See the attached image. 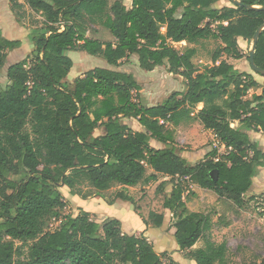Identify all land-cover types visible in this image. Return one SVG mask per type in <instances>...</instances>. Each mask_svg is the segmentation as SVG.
I'll return each instance as SVG.
<instances>
[{
	"label": "trees",
	"instance_id": "trees-1",
	"mask_svg": "<svg viewBox=\"0 0 264 264\" xmlns=\"http://www.w3.org/2000/svg\"><path fill=\"white\" fill-rule=\"evenodd\" d=\"M10 1L17 21L33 31L34 46L30 56L8 67V84H0V264H163L152 242L124 232L118 219L100 222L87 211L60 213L67 205L61 185L79 195L84 184L95 194L122 185L115 199L135 203L126 187L156 179L147 175L148 166L174 182L164 207L176 217L179 248L189 250L197 264H226V242L207 239L204 247L192 249L205 237L210 217L187 207L181 181L188 177L243 206L264 166V151L249 135L264 132V90L247 98L260 82L223 59L244 56L239 38L252 42L264 25V0L221 8L214 7L219 0ZM87 18L102 28H89ZM209 37L222 45L203 71L194 63L195 47L174 45ZM20 44L0 32V69L7 50ZM68 50L100 56L111 68L94 67L70 85ZM132 55L145 70L166 64L184 77L187 89L155 105L142 104L135 97L141 85L119 69ZM254 60L264 69V30ZM123 118H137L146 131L133 130ZM182 119L200 121L230 149H215L190 164L169 128ZM98 127L105 133L95 135ZM151 137L166 147H151ZM53 218L62 221L46 230ZM163 221V213L155 214V226ZM256 264H264V257Z\"/></svg>",
	"mask_w": 264,
	"mask_h": 264
},
{
	"label": "rangeland",
	"instance_id": "rangeland-1",
	"mask_svg": "<svg viewBox=\"0 0 264 264\" xmlns=\"http://www.w3.org/2000/svg\"><path fill=\"white\" fill-rule=\"evenodd\" d=\"M4 0H0V7H2V3ZM115 0H109L110 5ZM127 5H130L132 0H123ZM223 6H235L234 0H219L214 3V7L221 8ZM26 26V25H24ZM87 26L91 29H101L100 21H92L87 18ZM27 27V26H26ZM28 28V27H27ZM213 28H216V25H213ZM30 30V29H29ZM31 34L33 33L30 30ZM30 37V35H28ZM10 40H19L22 39L24 41V45L16 50H7L6 60L4 63V67L0 69V84L5 86L6 84V74L5 68L10 64L11 61L19 59L23 56L26 50H32L31 46L26 45L27 40V31L19 30L13 35H9ZM240 47L244 52V56L241 59H234L231 57L226 58L227 61L236 65L238 71L240 72H249L255 76V78L260 82V87L256 89H251L248 91L247 98H252L254 94H261L264 90V75L256 73L251 65L249 60L250 51L252 50V42L244 41L243 38H240L239 41ZM175 47L180 50H184L187 46L195 47L197 52L194 56V63L196 67L203 71L207 66L213 64V53L216 49H218L222 43L221 40L209 37L206 39H201L196 43H187L186 41L174 43ZM66 54L72 58L75 63V66L72 67L68 81H72L78 77L80 72V65H83V69L87 68L88 70L94 67H101V61L106 64V61L99 56L91 55L85 51H76V50H68ZM31 55V54H30ZM28 55V56H30ZM27 56V57H28ZM26 57V58H27ZM83 57H85L86 62ZM25 59V58H24ZM225 59V56L223 57ZM138 56L132 55L129 57L120 68H132L135 73H138V65H137ZM11 65V64H10ZM79 65V66H77ZM162 70L164 66H162ZM144 71V69L140 68ZM158 71L157 75L153 77H140V83L148 86V90H145V94H154L157 96H162V86H167L168 81L178 82L180 77L172 76L166 77L163 71ZM159 78H166L162 83V86L159 87V90L154 87L152 93H150L149 89H152V86L156 83V80ZM185 81V80H184ZM153 83V84H151ZM73 86V85H72ZM186 86V82H185ZM177 87V88H176ZM172 86L168 92L165 94H170L175 89L181 90L183 89V85L179 87ZM141 93L135 92V97ZM161 94V95H159ZM153 102V101H150ZM198 109L202 108L198 105ZM186 124H189L194 129L187 134L179 133L177 137L180 138V141L174 140V143L177 145V148L181 155L185 154V157L192 160V163L198 164L202 162L206 158L207 152H211L218 147L215 145V139L210 136L207 132L208 129H205L203 125H198L196 127V121L193 119H189ZM200 122V121H199ZM233 126H238V123H234ZM101 130L97 131L95 135H97ZM252 134V133H251ZM256 138H258L264 147V133L256 134ZM220 153H225V150L220 148ZM191 164V163H190ZM192 164V165H195ZM164 177V176H163ZM15 178H18L16 176ZM184 184L185 192H184V201L187 204V207L191 211H197L206 214L210 217V226L209 229L205 233V237L200 239L192 249H196L199 247H204L206 244V240H212L216 243L226 242L228 247L227 252V261L226 264H256L262 260L264 257V187L253 186L251 189L244 195L245 203L243 206H237L233 201L229 200L226 197L219 198L218 194L211 190L209 192L210 195H199L194 186L196 184L190 182L188 179L184 178L181 181ZM168 185L164 187H159L160 184H153V191L149 193V189L143 187L146 184L142 183L140 187L127 188V191L131 193L136 198V202L133 204L134 208L131 209L134 214V210L143 209L146 207V215L143 216L148 217L146 221V225L151 227L150 235L152 234V244L154 248L159 254H161L163 262L167 261L166 264H197L195 260H193L190 256L189 250H181L177 245L176 239L174 235H172L171 229L174 226L176 221V217L164 207L165 201L172 193V188L174 182L170 181V177L168 179ZM62 186V185H61ZM83 195H80L82 198L78 196H71L70 188L68 186H64L61 192L69 197L70 199L66 202V207L60 212L63 215H72L77 216L81 213L79 211L82 207L84 209L91 210L93 205L94 197L98 196L95 194V190L88 186L87 184L82 185ZM123 188L122 185H115L112 188L105 190L104 192H100L103 197H107L108 201L116 200V193ZM99 194V193H98ZM217 197V200L215 198ZM141 202L140 205L138 203ZM108 210L104 215L106 217H117L121 220H124V215L127 216L128 213L122 209L115 206H108ZM158 211L164 212V222L158 227L154 225V216L155 214H160ZM91 215V214H90ZM92 217V215H91ZM100 217V216H99ZM135 217V216H132ZM92 219H94L92 217ZM103 218H98V221L102 222ZM95 220V219H94ZM59 224V220L51 219L46 223V230H53ZM176 230V228H175ZM155 243V244H154ZM18 245H21V242L17 241ZM161 250V251H160Z\"/></svg>",
	"mask_w": 264,
	"mask_h": 264
},
{
	"label": "crops",
	"instance_id": "crops-1",
	"mask_svg": "<svg viewBox=\"0 0 264 264\" xmlns=\"http://www.w3.org/2000/svg\"><path fill=\"white\" fill-rule=\"evenodd\" d=\"M1 5H2V7H0V32L2 33V35L9 39V35H13L16 32H19V30H21V29H22V31H25V32L27 31V40H28V42H27L26 45L28 46V48H29V46H31V48L33 49L34 42H33L32 38H31V32H30L31 29L29 30V28H27L26 26H24L23 24H21L20 22L17 21L16 16L14 15V13L12 12V9H11V1L10 0H4ZM28 35H30V37H28ZM19 40L21 41V44L17 48L12 49V50H16V49H18V48H20V47H22L24 45V41L22 39H19ZM239 41H240V38H239ZM244 41H246V40H244ZM31 52H32V50H30V49L26 50V52L23 54L22 57H20L19 59L14 60V61H11L10 64H13V63L18 62L20 60H23L28 55H30ZM225 58H227V57H225ZM83 59L86 62L85 57H83ZM231 63H233V62H231ZM10 64L8 66H6L5 74L7 73V69L10 66ZM100 65H101V67H109V68H111V66L109 64H107V62L105 64V63H103L101 61ZM137 65H138V73H139V75L137 73H135V71L132 70V68H128V67L120 68L119 67V69H121L123 71H126V72L132 73L134 75L135 79L139 82V84L141 85V89L139 91H137V92L141 93V94L137 95V99H138L139 102H141L144 105H147V106L155 105V104L163 101L165 98L169 97L174 91H182V90H186L187 89L186 86H185L184 77L182 75H180V74H174V73L169 72L168 71V67H167L166 64L163 65L164 68H165V70L163 69L164 71L162 70V68H163L162 66H158V67H156L153 70H145L144 69L145 72H143V70L140 69L141 67L139 65V61L138 60H137ZM73 66H75L74 61H73ZM77 66H79V65H77ZM80 67H81L80 68L81 74L79 76H81L86 71H88L87 68L83 69V65H80ZM161 70L164 72L166 77L176 76V77H180V80H178V82L168 81L167 84H166L167 86L165 87V86H162V83L164 82V80L166 78H159V79L156 80L155 84H153V83H151L153 85L149 84V86H152V89H149V90H150V93H152V91L154 90L153 86H155V88H157V90H159V87L162 86L163 95L156 97L154 94H148V95L145 94L144 91L148 90L147 89L148 86H145V85L140 83V81H139L140 77L141 76L153 77L154 75H157L158 71H161ZM70 72H69V74H70ZM69 74L65 78V81H67L71 85V84H73L74 80L77 77L75 79L73 78L72 81H68L67 78L69 77ZM5 78H6V83L5 84L7 85L8 82H9L8 78H7V75H6ZM177 84L179 85V87L181 85H183V89H181V90L175 89L173 92H170V94H167V95L165 94L166 92H168V90L172 86L176 87ZM159 95H161V94H159ZM150 101H153V102H150ZM199 106L202 107L203 104H200ZM122 120L125 123H127L130 126V128H132L133 130L146 131V129L140 124V122L138 121L137 118H123ZM187 121H190V120L189 119H182L178 124L170 123L169 128L172 131L174 140L181 142L180 138H182V137H180V136L177 137L178 134L182 133V134H187L188 135V132L189 131L191 132V130L194 129L192 127V125L190 126L189 124H186ZM195 121H196V123H195L194 127H196L198 125H200V126L202 125L201 122H199L198 120H195ZM99 130H101V131L97 135L105 133V130H104L103 127H98L95 130V133H97V131H99ZM207 132H208V134L210 136L213 137V139H215V134H214V132L212 130H207ZM261 133H264V132H262V131H260V132L249 131V135H250L251 140L258 142L259 147L264 151L263 144L261 143V141L258 138L255 137L256 134H261ZM149 142H150V146L153 147V148H164V147H166L165 143H163L162 141H160V140H158V139H156L154 137H151ZM208 153H209V151L207 152V154ZM183 156H185V154ZM188 161L191 164H195V163L191 162L192 160H190V158H188ZM152 174H155L157 176V178L141 182V183H139V184H137L135 186H128L127 188L135 189L136 187H140V185H142V183H145L146 185L143 186V187L149 189L148 192L152 193L153 184L154 183L156 185L157 184H161L163 182H166V185L169 184L168 183L169 176H164L163 174L157 173V172L154 171L153 168L148 166L147 175L149 176V175H152ZM258 185H259V187H262V186L264 187V166L259 169V172L257 173V175L254 176V178H253L252 187L253 186H258ZM64 186H66V185L60 186V188H59L60 191L63 189ZM194 189L199 195H203V196L204 195H210L209 192L211 191L210 189L203 188V187L199 186L198 184H196L194 186ZM102 192H104V191H102ZM70 193L72 194L71 196H78V197L82 198L79 194H73L71 192V189H70ZM129 194L132 195L131 193H129ZM97 195L98 196H96L93 199H91L94 202L93 203L94 206L91 207L92 208L91 210L84 209V208L80 207L81 209L79 211H87V212H89L92 215V217L95 220H97V221H98V218H103L102 219L103 221L105 219H108V218L118 219L121 222L122 229H123L124 232L129 233V234L144 235L145 237L148 238L149 241H152L151 237H153V235L152 234L150 235V233H149L150 230H152V228L148 227L146 225V221L145 220H148V217L143 216L144 214L146 215V213H147L146 207H143V209L134 210V214H133L131 209L134 208V205H133L134 203H132L130 201L122 200V199H116V200L108 201L107 197H103L102 194L99 193ZM63 196H64V200L66 202H68V200L70 198L65 196L64 194H63ZM133 197L135 198V196H133ZM135 200H136V198H135ZM215 200H217V197L215 198ZM140 204H141V202L138 203V205H140ZM108 206H115V207H118V209L122 208L128 213V215L127 216L124 215V220H121V219H119L117 217H106L104 215V213H106V211L109 209ZM158 213L162 214L164 212L158 211ZM132 216H135V217H132ZM171 232H172V235H174V233H175V227L174 226L172 227ZM177 246H178V244L176 245V247Z\"/></svg>",
	"mask_w": 264,
	"mask_h": 264
},
{
	"label": "water",
	"instance_id": "water-1",
	"mask_svg": "<svg viewBox=\"0 0 264 264\" xmlns=\"http://www.w3.org/2000/svg\"><path fill=\"white\" fill-rule=\"evenodd\" d=\"M234 3L237 4V5H242L241 3V0H234ZM248 7H251V6H248ZM262 30H264V25L261 26L255 33L254 37H253V40H252V50L250 51V65L252 67V69L256 72V73H259V74H262L264 75V69L258 67L255 63V60H254V52H255V46L257 44V41H258V37L260 35V33L262 32ZM213 175L218 178V172L215 171L213 172Z\"/></svg>",
	"mask_w": 264,
	"mask_h": 264
},
{
	"label": "built area",
	"instance_id": "built-area-1",
	"mask_svg": "<svg viewBox=\"0 0 264 264\" xmlns=\"http://www.w3.org/2000/svg\"><path fill=\"white\" fill-rule=\"evenodd\" d=\"M28 85L31 86V85H32V82L29 81V82H28ZM161 122L164 123V120H161ZM215 145L218 147V148H217L218 153H220V151H219L220 148L224 149V150H225V153L230 149V148H228L224 143H222L220 140H218V139L216 138V136H215ZM186 179H188V177H187ZM54 219H55V218H54ZM57 220H59V224H60L61 221H62L61 219H57ZM59 224H58V225H59ZM166 262H167V261H166ZM166 262L164 261L163 264H166ZM167 264H168V263H167Z\"/></svg>",
	"mask_w": 264,
	"mask_h": 264
}]
</instances>
